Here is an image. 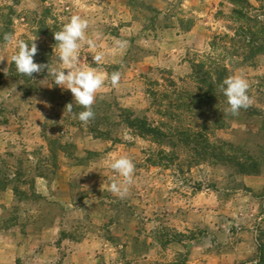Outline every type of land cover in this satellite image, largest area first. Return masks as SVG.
I'll return each instance as SVG.
<instances>
[{"label": "rangeland", "instance_id": "374dc122", "mask_svg": "<svg viewBox=\"0 0 264 264\" xmlns=\"http://www.w3.org/2000/svg\"><path fill=\"white\" fill-rule=\"evenodd\" d=\"M72 15L96 45L80 66L108 77L86 125L47 69L16 72L3 39L37 37L34 61L60 67L53 33ZM260 17L264 0H0V264H264ZM197 63L245 78L251 107L225 114ZM121 155L135 165L125 199L105 166Z\"/></svg>", "mask_w": 264, "mask_h": 264}, {"label": "clouds", "instance_id": "9594fccd", "mask_svg": "<svg viewBox=\"0 0 264 264\" xmlns=\"http://www.w3.org/2000/svg\"><path fill=\"white\" fill-rule=\"evenodd\" d=\"M260 18L264 19V17ZM88 28L87 19L72 15L59 31L53 33L56 41L53 51L60 67L34 61V56L38 53V46L35 43L37 37H34L30 43L17 40L13 33H5L3 37L5 43L11 44L16 49L10 58L11 63L15 65L16 72L19 75L33 78L34 73H41L47 69L48 76L53 78V83L60 86L62 90H70L72 94L73 101L66 105L67 111L72 112L73 104L84 109L76 115V118L85 125L95 118L93 105L97 93L102 90L108 79L106 74L97 72L90 66H80L79 57L82 44L86 43L90 47H96L94 40L86 36ZM115 44L123 48L126 42L116 40ZM4 58L5 56H0V61ZM104 59L103 52H96L92 55L95 64H101ZM120 75L119 71L111 73L110 83L113 87L119 84ZM249 87L248 81L241 75H230L224 78L219 85V91L227 100L228 107L224 109L225 114L236 116L241 109L246 110L251 107ZM105 166L122 177L121 180L113 178L108 191L120 199H125L129 193V186L133 183L135 165L132 159L126 155L113 157L105 162Z\"/></svg>", "mask_w": 264, "mask_h": 264}, {"label": "trees", "instance_id": "16d2710c", "mask_svg": "<svg viewBox=\"0 0 264 264\" xmlns=\"http://www.w3.org/2000/svg\"><path fill=\"white\" fill-rule=\"evenodd\" d=\"M226 73H228V69L226 67L222 68V72H219L212 66H208L205 63H197L194 64L193 78H195V80L200 84L206 83L208 84V86H210L214 80L215 83L217 82L218 84H221L224 78L227 77ZM134 127L139 128L142 133L151 135L156 139L166 137V134L162 132L160 128L148 123L146 124L144 122H141L138 125L134 124Z\"/></svg>", "mask_w": 264, "mask_h": 264}]
</instances>
